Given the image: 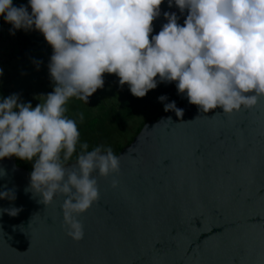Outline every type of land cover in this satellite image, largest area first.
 <instances>
[{
    "label": "clouds",
    "instance_id": "9594fccd",
    "mask_svg": "<svg viewBox=\"0 0 264 264\" xmlns=\"http://www.w3.org/2000/svg\"><path fill=\"white\" fill-rule=\"evenodd\" d=\"M162 3L28 0L15 6L0 0V17L11 25V35L37 30L52 47L48 70L54 82L35 107L17 94L0 98V160L15 156L32 162L25 191L45 206L64 197L63 226L73 241L84 238L80 215L100 200L97 176L111 177L112 188L119 187L120 158L111 147L89 151L80 143L76 120L65 115L71 98L87 104L104 87L105 73L115 74L138 98L160 82H175L178 94L203 113L251 110L264 98V0H167L169 8L187 11L184 24L176 13L164 12L167 23L149 39ZM167 100L158 97L165 112L182 118L183 109ZM3 199L14 201L15 193L0 191ZM21 210L3 208L0 214L15 217Z\"/></svg>",
    "mask_w": 264,
    "mask_h": 264
},
{
    "label": "water",
    "instance_id": "95a60500",
    "mask_svg": "<svg viewBox=\"0 0 264 264\" xmlns=\"http://www.w3.org/2000/svg\"><path fill=\"white\" fill-rule=\"evenodd\" d=\"M177 107L182 118L163 112L119 152L118 188L97 176L79 242L64 197L45 206L25 191L31 171L0 160V191L16 196L0 209H22L0 214V264H264V98L230 115Z\"/></svg>",
    "mask_w": 264,
    "mask_h": 264
},
{
    "label": "rangeland",
    "instance_id": "374dc122",
    "mask_svg": "<svg viewBox=\"0 0 264 264\" xmlns=\"http://www.w3.org/2000/svg\"><path fill=\"white\" fill-rule=\"evenodd\" d=\"M164 12L176 13L178 23L183 26L187 11L181 14L175 5L169 8L167 0H164L160 6V16L152 22L153 31L149 39L157 35L167 23ZM52 52L49 45H41L26 57L0 66L3 69V76H0V98L17 94L20 102H31L33 107L40 103L41 97L54 89L48 70ZM35 61L41 62L39 66ZM103 79L104 87L97 89L87 104L77 98H71L67 104L66 113L76 120L80 130V143H87L89 151L99 145L111 147L113 151L126 146L143 123L165 112L163 103L158 101V97L163 95L159 86L138 98L131 94L127 84L120 86L115 74L105 73ZM81 114L83 120L80 119ZM20 166L33 170L32 162L29 161L21 162Z\"/></svg>",
    "mask_w": 264,
    "mask_h": 264
},
{
    "label": "trees",
    "instance_id": "16d2710c",
    "mask_svg": "<svg viewBox=\"0 0 264 264\" xmlns=\"http://www.w3.org/2000/svg\"><path fill=\"white\" fill-rule=\"evenodd\" d=\"M13 4L15 6H19L22 4L27 5L28 0H13ZM28 10L29 12H31L30 8ZM10 28L11 25L5 23L3 18L0 17V66L8 65L17 58L26 57L32 50H34L35 48L41 45H45V44L49 45L47 41L44 39L43 35L37 30L26 32L21 29V30H17L15 32V35H11L9 32ZM157 86L160 87L161 92L163 93V95H166L168 97L169 101L171 102L175 101L176 106H180L182 104L188 103L187 100H183L177 95L178 91L175 82H170V83L160 82L157 84ZM65 115L71 118L69 114L65 113ZM158 117L159 115L155 117V119ZM143 125L144 123L141 125V127H139L136 135L139 133ZM133 138L127 143V145L133 140ZM124 147H120L116 151H113V153L115 155H118L119 152ZM79 152H80V148L78 144L76 154H78ZM15 158L18 164L21 165V160L18 159L17 157Z\"/></svg>",
    "mask_w": 264,
    "mask_h": 264
},
{
    "label": "crops",
    "instance_id": "0c3cea01",
    "mask_svg": "<svg viewBox=\"0 0 264 264\" xmlns=\"http://www.w3.org/2000/svg\"><path fill=\"white\" fill-rule=\"evenodd\" d=\"M21 162H23V160H21ZM27 166H28V168H30V165L27 164Z\"/></svg>",
    "mask_w": 264,
    "mask_h": 264
},
{
    "label": "flooded vegetation",
    "instance_id": "af4514ba",
    "mask_svg": "<svg viewBox=\"0 0 264 264\" xmlns=\"http://www.w3.org/2000/svg\"><path fill=\"white\" fill-rule=\"evenodd\" d=\"M182 105H184V104H182Z\"/></svg>",
    "mask_w": 264,
    "mask_h": 264
}]
</instances>
